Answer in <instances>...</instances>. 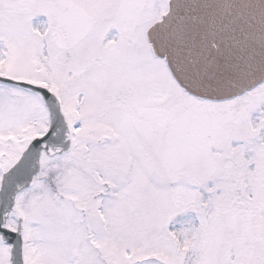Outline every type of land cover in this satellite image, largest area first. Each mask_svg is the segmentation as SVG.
<instances>
[{
  "label": "snow or ice",
  "instance_id": "1",
  "mask_svg": "<svg viewBox=\"0 0 264 264\" xmlns=\"http://www.w3.org/2000/svg\"><path fill=\"white\" fill-rule=\"evenodd\" d=\"M0 264H264V0H0Z\"/></svg>",
  "mask_w": 264,
  "mask_h": 264
}]
</instances>
